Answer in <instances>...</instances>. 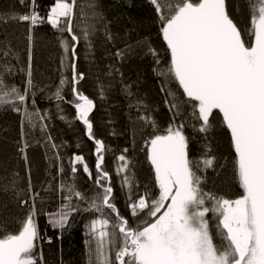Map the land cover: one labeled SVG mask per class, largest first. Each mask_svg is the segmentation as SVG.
<instances>
[{"label":"snow or ice","instance_id":"6c2138e0","mask_svg":"<svg viewBox=\"0 0 264 264\" xmlns=\"http://www.w3.org/2000/svg\"><path fill=\"white\" fill-rule=\"evenodd\" d=\"M19 2L23 4L24 0ZM29 2L32 7L28 14H0V23L27 22L30 33L32 27L48 23L61 33L70 34L71 43L69 39H62L61 43L64 52L69 54L71 91L75 100L66 102L74 105L78 119L86 126L88 138L94 141L96 154V188L92 194L85 195L74 183L61 181L59 190L66 202L58 212L48 214V222L64 229L73 213L100 214L86 226L90 238L86 241L89 264H264V0H248L250 42H246L242 29L230 14L227 0H150L169 54L167 66L158 68L157 75L165 83L175 81L182 89V96L187 97V100H178L175 93L168 90V95L172 96L169 111L173 113V121L188 107L191 113L179 123L170 124L164 134L154 133L147 141V159L154 172L157 196L146 191L142 195L137 193L138 198L133 200L136 181L130 171L131 161L125 154L117 158L121 163L116 171L123 173L121 187L128 188L130 215L143 214L144 217L136 226L120 214L113 202L111 176L102 167L105 145L93 135L89 119L95 104L76 87L85 79L83 72H76L75 64L76 45L80 41V36L73 32L77 0H54L46 17L36 10V0ZM89 7L93 17L102 18L95 11V4ZM90 35L88 28L82 29L83 39L89 46ZM28 39L31 42V34ZM107 39L111 40V35H107ZM147 47L159 65V54L150 44ZM10 53L8 49L2 55L7 57ZM28 53V87L23 92L5 83V73H10L11 67L0 65V106H10L18 113L22 111V126L24 121L35 126L33 118L43 120L44 117L38 112H29L26 107L29 90L34 87L31 47ZM115 55L123 59L124 52L118 51ZM67 82L66 77L60 80L54 93L57 100H65L61 93ZM125 87L128 95H132L131 86ZM161 90H165L164 85ZM32 103L35 104L34 99ZM220 114V123L230 135L235 177L242 189L236 199L204 190L203 174L214 166V155L206 153L204 158L192 160L188 153L189 137L185 134V126L207 138ZM140 119L156 129L155 120L148 116ZM27 147L25 141L19 149L26 162ZM52 147H56L55 144ZM127 152L125 148L123 153ZM208 152H211L210 147ZM76 164L93 178L82 155L74 156L73 174L78 171ZM59 171L63 173L62 166ZM17 183L13 178L12 191L21 206L29 207L15 233L0 226V264H43L42 250L37 251L39 242L46 239L40 235L36 219L40 193L33 191L30 174L27 189H18ZM3 190L9 189L4 186ZM81 202L86 207L81 208ZM105 210L111 219L104 215ZM209 213L217 221L215 237L219 238V243L214 242ZM47 239L50 243V238Z\"/></svg>","mask_w":264,"mask_h":264},{"label":"trees","instance_id":"16d2710c","mask_svg":"<svg viewBox=\"0 0 264 264\" xmlns=\"http://www.w3.org/2000/svg\"><path fill=\"white\" fill-rule=\"evenodd\" d=\"M50 1L52 5L54 0H36V7L40 2ZM90 4L96 5L95 11L101 19L92 16ZM227 4L246 42H250L252 38L247 35L248 0H227ZM31 7L29 0H24L23 4L19 0H0V14H28ZM76 13L73 32L80 36L76 45V72H83L85 76L76 87L95 104L89 119L93 124V135L105 145L102 167L111 176L113 202L120 214L128 218L132 226H136L144 217L143 214L139 217L130 215L127 206L128 188L121 187L123 173L118 174L116 171L121 163L117 158L125 154L131 161L129 167L136 181L133 200L138 198L137 193L142 195L146 191L153 197L157 196L154 172L147 159V141L154 133L164 134L170 124L188 118L191 108L188 107L182 116L173 121V113L169 111L172 96L168 95V90L175 93L178 100H187V97L182 96V89L175 81L165 83L157 75L158 68L167 66L169 54L159 33L157 14L150 0H77ZM47 26L53 34L52 42L58 48L55 66L41 72L31 70L34 87L29 90L26 102L29 112H38L44 119L34 117L35 126L27 121L22 126V111L18 113L10 106H0V226L11 233L20 227L19 222L29 206L20 205L12 191L11 181L15 178L18 189H27L30 174L33 191L40 193L36 219L40 235L46 239L39 242L37 251L42 250L43 264H89V245L86 241L90 238L86 226L100 214L88 211L73 213L64 229L53 227L48 222V214L58 212L61 204L66 202L59 190L61 181L74 183L85 195L92 194L96 188V154L94 141L88 138L86 126L78 119L74 105L66 102L75 100L71 91L72 69L67 60L69 54L64 52L61 43L62 39H69L71 43L70 34L61 33L50 24ZM84 28L91 32V46L83 39ZM29 34L27 22L0 23V65L11 67V72L5 73V83L22 92L28 87ZM107 35H111L112 39H107ZM148 44L159 54V65L148 52ZM8 49H11L10 55L3 56L2 53ZM37 49L43 50V45L37 46ZM118 51L124 52L123 59L115 55ZM65 77L68 82L61 93L65 100L60 101L54 93L60 80ZM126 85L131 86L132 95H128ZM162 85L165 86L164 91L161 90ZM33 99L35 104L32 103ZM143 116L155 120V130L140 119ZM221 120L222 114L217 117V123L207 138L186 125L184 131L189 137L188 153L192 160H200L206 153L214 155L216 161L203 174L202 186L205 191L217 196L236 199L242 194V189L235 177L230 135L220 123ZM188 122L195 123L194 120ZM44 125L46 127H42ZM25 141L28 143L27 162L19 151ZM53 144L56 147H52ZM125 148L128 149L127 153H123ZM75 155L84 157V162L93 172V178L83 172L80 164L75 165L78 168L75 174L71 172ZM61 166L63 173L59 171ZM17 173L18 176H15ZM4 186L9 190L4 191ZM79 206L86 207L82 202ZM104 215L111 219L107 210ZM208 219L214 242L219 243V238L215 237L217 221L212 213L208 214ZM47 238H50V243Z\"/></svg>","mask_w":264,"mask_h":264},{"label":"rangeland","instance_id":"374dc122","mask_svg":"<svg viewBox=\"0 0 264 264\" xmlns=\"http://www.w3.org/2000/svg\"><path fill=\"white\" fill-rule=\"evenodd\" d=\"M51 2H40L37 4L36 10L40 11L41 16H47V11ZM42 5V8H41ZM46 6V8H43ZM48 24V23H47ZM46 23L41 24L39 29H32L30 42L31 48V70L43 71L45 68L54 67L58 48L52 42L53 34ZM43 45V50L39 51L37 46Z\"/></svg>","mask_w":264,"mask_h":264},{"label":"crops","instance_id":"0c3cea01","mask_svg":"<svg viewBox=\"0 0 264 264\" xmlns=\"http://www.w3.org/2000/svg\"><path fill=\"white\" fill-rule=\"evenodd\" d=\"M51 2V1H50ZM49 5V8L51 7V4H48ZM44 8H46V6H44ZM49 8H46V9H48L49 10ZM39 13H40V11L39 10H37ZM47 13H48V11H47Z\"/></svg>","mask_w":264,"mask_h":264},{"label":"built area","instance_id":"2783aa9c","mask_svg":"<svg viewBox=\"0 0 264 264\" xmlns=\"http://www.w3.org/2000/svg\"><path fill=\"white\" fill-rule=\"evenodd\" d=\"M41 26V24L40 25H37V26H35V27H32V28H39Z\"/></svg>","mask_w":264,"mask_h":264},{"label":"clouds","instance_id":"9594fccd","mask_svg":"<svg viewBox=\"0 0 264 264\" xmlns=\"http://www.w3.org/2000/svg\"><path fill=\"white\" fill-rule=\"evenodd\" d=\"M40 27H41V26H40ZM40 27H39V28H40ZM39 28H35V29H39ZM31 29H32V28H31ZM31 48H32V47H31Z\"/></svg>","mask_w":264,"mask_h":264}]
</instances>
